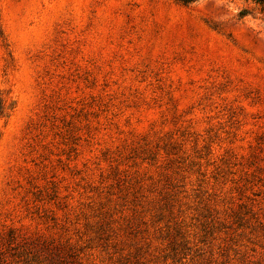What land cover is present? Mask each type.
<instances>
[{"label":"rangeland","instance_id":"obj_1","mask_svg":"<svg viewBox=\"0 0 264 264\" xmlns=\"http://www.w3.org/2000/svg\"><path fill=\"white\" fill-rule=\"evenodd\" d=\"M0 264H264V9L0 0Z\"/></svg>","mask_w":264,"mask_h":264},{"label":"trees","instance_id":"obj_2","mask_svg":"<svg viewBox=\"0 0 264 264\" xmlns=\"http://www.w3.org/2000/svg\"><path fill=\"white\" fill-rule=\"evenodd\" d=\"M184 4H188V3H191L193 1H196V0H178ZM252 1L253 3H255L256 5L260 6L261 8L264 9V0H250Z\"/></svg>","mask_w":264,"mask_h":264}]
</instances>
